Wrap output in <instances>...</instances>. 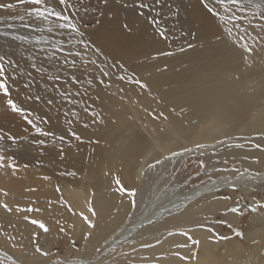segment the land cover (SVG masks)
Masks as SVG:
<instances>
[{"label":"bare ground","instance_id":"bare-ground-1","mask_svg":"<svg viewBox=\"0 0 264 264\" xmlns=\"http://www.w3.org/2000/svg\"><path fill=\"white\" fill-rule=\"evenodd\" d=\"M5 2H12V0H5ZM91 5L96 7L98 0H83L80 12L81 21L87 19L83 8H87L88 11ZM100 8L104 15L99 21L98 30L93 34V39L110 58L115 57L121 62L127 63L142 51L156 52L154 49L159 48L150 32L143 30L150 28V24L138 20L135 11L124 13L121 10H115L112 12L102 2ZM181 12L185 15L182 18L187 27L197 25L201 27L205 36L199 40L204 44L221 37V28L203 8L201 1L184 5ZM2 13H7V11H0V15ZM125 23L132 29L130 34L122 30V25ZM24 31L30 34L29 31ZM145 42L148 43L147 47ZM20 50L23 53L22 57H18L23 59L19 61L21 68L26 71L30 70L25 46H21ZM205 53L206 55L203 57L195 53L184 55L182 57L186 62L183 61V64L178 68L174 67L173 71L160 70L143 77L142 80L148 83L149 89L142 90L136 85L117 82L116 85L124 88L123 95L126 96L122 100L123 103L120 102L115 107L114 114L111 116L112 120L108 114H102L105 118L104 127L107 126L113 130L107 135L110 140L104 133L99 139V144L78 145L75 152L67 148L69 151L63 159L58 155L59 145H55L53 149L41 147V154L38 157L29 153L22 155L19 153L24 162L18 173L14 174L11 169H0V203L6 202L14 209L19 205L22 208L28 206L39 208L40 211L32 213H16L14 211L13 214L16 216L14 218L4 217L3 212H7L0 207V221L21 220L23 223L29 224L23 219L26 214L31 218L45 221L48 211L43 203H50L54 205L52 213H50L51 217L67 226L68 235H66L65 241L74 239L79 244L80 251H70L77 259L84 258L95 264L96 259L102 258L95 253V247L106 238L109 242L115 238V246L118 251H130L133 246L130 241H135V247L138 249L135 253L136 264H145L139 260L141 256L155 258L160 253H167L168 256L167 259L158 261V264H184L183 261L171 254L176 250L175 245L187 242L185 237L178 234L179 230L194 228L197 222H204L208 225L206 222L208 218L213 217L219 211L223 213L225 207L234 203V200L231 199L224 200V197L218 192L232 191V189L225 183L219 185V190L213 188L210 192L209 188L212 185L211 181H208L203 185H197L188 193L178 194L172 191L173 187L168 186L159 191L157 195L151 192L147 204H143L142 211H140L142 206L140 202L146 186L149 192L148 178L144 175V167L156 157L157 147L151 142L152 140H148L140 134L131 118L132 111L126 107L125 103L131 104L132 109L137 108L138 104L140 109L137 113L140 115L144 110L152 112L153 116L149 121L155 126L154 131L157 133L155 139L161 145L180 144L185 141L201 142L211 134L227 127L230 128L231 133L247 130L264 133V85L254 87L247 82L246 79L251 75L246 72L247 68L241 60L240 50L234 48L225 39L219 38L217 44L207 47ZM180 58L181 56L178 55L177 60ZM42 62L49 71L43 77L32 71V75L35 77V85L32 88L33 95L39 92L45 100L55 97L56 102L52 106H48L43 101L29 102L26 106L33 109L35 114L49 118V123H53V126L68 128L69 125L63 117V112L68 111L71 116L74 106H71L67 101H62L52 88L53 81L46 78L48 75L56 73L54 68L60 66L62 62L59 58ZM165 62L170 63L167 57L149 59L135 66L133 70L139 73L146 68L157 69ZM69 70L74 71L67 66V71ZM80 74L77 73V75ZM85 77L86 80L87 76ZM23 79L27 80L28 77L25 76ZM60 87L61 89L72 88L74 92L77 90L84 92L78 85L61 83ZM250 88L253 89V92L246 91ZM88 89L96 91L99 90V87H89ZM23 95L24 89L21 88V96ZM77 99L79 104L75 106V111L80 115L78 118L70 117L73 120L72 128L80 135L85 134L91 138L99 137V134L95 135V131L92 130L97 126L93 125L92 117L79 107L91 106V103H95L98 107L97 95L89 99L82 97H77ZM151 99L154 102H149ZM4 104L5 101L0 96V107H3ZM158 113H163L167 119L155 118V114ZM8 116L11 119H19L20 124L24 126L27 125L10 110L0 111V122L9 121ZM163 121L168 122V126ZM141 122L142 124L146 122L143 116ZM84 124H88V127L84 128ZM0 128L3 129L1 126ZM128 130H131L130 134H127ZM256 142L264 144V139H257ZM225 153L232 155L237 161L251 165L257 164L264 169V152L260 150L228 149ZM245 157H258L259 162H253ZM25 164L28 165L27 168L23 167ZM72 170L77 172V176L63 175V173ZM260 174V177L255 180L250 179L247 182L239 180L238 187H241L247 195L249 189L256 184L264 185V171ZM234 175L236 174L228 171L216 179L223 180L225 176ZM45 176L50 179L45 180L43 178ZM117 176L123 184L132 185L134 183L136 185L138 191L135 196V207L132 205V198L117 190L115 184ZM133 180H137L140 185L137 186L136 182H132ZM134 184L130 186V189L134 188ZM57 186L62 187H60V191L56 190ZM28 189H35V191H28ZM4 192H7L8 195L5 196ZM205 196H208V199L200 204ZM61 200L63 202H60ZM186 200L191 203L187 210L182 211L180 215H169L165 211V209H173L174 205ZM90 206L95 207L98 212L99 229L90 241H85L82 239L84 224L80 213L83 211L88 214L87 209ZM71 216L74 217L73 221L70 219ZM148 218H152L156 223L147 225ZM223 219L235 225L240 224L242 220L241 215L233 213H228L227 216H223ZM252 219L254 222L263 223L264 215L256 214ZM210 222L212 223L211 220ZM142 223L145 225L144 227L141 226ZM73 224L75 225L74 229L71 227ZM60 226L62 225H57V228L59 229ZM211 226H214V223ZM261 230L260 228L257 231ZM169 231H176L177 234L169 236ZM54 232H56L55 228ZM191 234L201 240L195 264H222L225 257L230 258V261H226L224 264H264V243L262 241H258L248 248L245 245L243 248L239 244L231 245L228 250L218 254L216 251L225 242H209L210 233L206 230H195ZM41 235L44 240L51 236L50 232L41 233ZM158 239L162 243L156 244ZM151 241L154 242L155 247L151 249L139 248L141 243H150ZM43 250L45 251V249ZM108 251L110 252V249ZM182 251L185 255L189 252L187 249ZM34 254L38 260L45 259V256H39L40 254L35 251ZM16 259L19 263L26 264L21 256Z\"/></svg>","mask_w":264,"mask_h":264},{"label":"snow or ice","instance_id":"snow-or-ice-1","mask_svg":"<svg viewBox=\"0 0 264 264\" xmlns=\"http://www.w3.org/2000/svg\"><path fill=\"white\" fill-rule=\"evenodd\" d=\"M104 5L109 4V0H101ZM121 7L126 9H133L136 11L138 17L144 18L155 30V33L162 39L168 40L169 28L165 21L174 19L179 15V8L173 7L169 0H120ZM83 0H12V2H5L0 0V10L16 13L7 18L0 17V37L7 40L15 41L20 46H31L35 50H31L26 47L27 61L30 70H24L21 68L20 62L11 54V51H4L0 53V96L3 97L5 104L0 107V111L10 110L12 114L19 116L38 136L40 139L34 140L33 143L40 147H47L48 143H59L58 152L63 159L66 148H71L72 141L84 142L82 136L72 128L73 120L68 119L69 125L66 130V134H57L50 128L42 125L49 123V118L41 117L35 114L33 109L28 108L26 105L29 102L39 103L43 101L48 106H52L56 102V98L44 99L39 92L33 95L32 88L35 85V77L32 75V71L42 77L49 71L45 67L42 61L56 60L57 52L64 53L62 64L68 65L73 69L71 75L61 76L57 71L53 75H48L46 78L49 81H53L52 88L59 95L62 101L71 103L74 107L71 110V116L78 118L80 113L75 111V106L79 104L77 97L87 95V89L89 87H101L104 89H111L117 82L136 85L140 89H149L147 82L143 81L135 70H130L126 67L125 63L121 62L115 57H109V55L100 47L95 40L90 38V34L86 31V26L81 23V5ZM203 8L210 14L221 28V38L230 42L231 45L240 50L241 60L246 68L252 67L257 63L256 57L264 52V0H201ZM164 8L168 9V12H164ZM86 13L87 8H83ZM104 15V13H101ZM5 19L12 22H5ZM97 23H100L97 21ZM231 25V26H230ZM18 28L29 29L33 35H25L18 31ZM122 30L125 33L130 34L132 32L131 27L127 23L122 25ZM197 47L194 43H187L186 46L180 48V52L184 53L189 50H193ZM173 51H161L157 52L151 59H158L160 56L170 57L175 56ZM79 62V63H78ZM92 67L93 72H89L88 68ZM166 70V66L165 69ZM81 73L77 75V73ZM96 73H99L96 75ZM27 76L28 79L23 78ZM87 76L85 80L84 77ZM86 85L84 92L77 90L75 92L70 91L68 87L61 89L60 85ZM21 88L24 89V95L21 96ZM47 91V89H46ZM117 92L120 93V99H124V88H117ZM109 95H112L109 92ZM99 99V95H97ZM84 111L92 117L93 125H103L105 118L95 111L90 105L84 108ZM65 117L69 115L68 111L64 113ZM164 117L163 113L155 114V118ZM115 123V121H113ZM84 128L88 127V124L83 125ZM28 131V128L25 129ZM10 141L9 145H5V139ZM257 139H264V133L258 134L256 137L250 139L248 137L236 136L230 137L224 134L222 137L214 138V141L209 143L196 142L194 146H183L179 151H172L170 155L163 156L162 159L155 160L154 163L148 164V169L151 170L157 165H162L165 161H172L177 158H183L185 155H196L204 157L211 151V155L217 156L218 152L225 149H241V150H260L264 152V144L256 142ZM23 138H18L11 133H6L3 129H0V169H11L12 172L18 173L20 166L16 161L14 155H6L10 148L14 145H18ZM89 142L99 144V139L90 140ZM245 159H251L253 162H259L258 157H245ZM219 163V161H217ZM224 165L228 164V160L223 161ZM200 168H205L206 163L203 159H198ZM27 168L28 165L23 166ZM214 172H228L235 173L234 176H225L223 180L211 179L212 187L209 188L211 192L213 188L219 190L220 184H228L232 190H236L238 187V181L243 180H255L260 177V173H253L250 169H244L241 171L237 167L231 169L215 168ZM65 176L75 177L77 172L75 170L63 173ZM45 180L49 177H43ZM115 184L117 190L120 193L127 194L132 198V205L135 207L136 189H129L125 187L120 178H115ZM57 191H60L57 186ZM28 191H35V189H28ZM7 196L8 193L4 192ZM230 199V197H224V200ZM190 201H184L173 206V209H165L169 215H180L182 211H186L189 207ZM7 213H32L39 212V208H33L31 206L22 208L19 205L11 207L8 203H0ZM244 207H247L249 211L256 213L259 208H264V203L257 205H245L240 206L237 202V206L225 207L223 216H227L228 213L237 215H244ZM88 214L83 211L80 213V217L83 221L84 227L82 229V239L90 241L99 229L98 212L95 207H89L87 209ZM23 219L29 222L33 226H38L42 230V234L49 233L50 229L48 225L41 219L31 218L30 215H24ZM147 225L156 223L152 218H148ZM218 225H226L230 230L234 232L236 237L243 238L244 233L239 229H233V226L226 219H217L215 221ZM145 225L142 223L141 225ZM67 226H60L59 232L64 235H68L66 231ZM73 229L75 225L71 226ZM195 230H206L210 233L209 242L220 243L226 242L232 237L226 234H221L214 226H208L204 222H197L194 228L188 230L180 229L178 234L186 238V243L175 245V251H172L179 260L184 264H195L201 240L194 237L191 233ZM5 235L12 243V247L17 246V239L15 234H8L7 232L0 233ZM177 234L176 231H169L168 235L172 236ZM41 233L36 232L32 234V243L36 253L42 256L48 257L55 255V253L44 251L38 243ZM133 245L130 251L120 250L118 251L115 246V238L112 242H109L106 238L100 245L95 247V253L97 256L102 257L96 259L95 264H136L137 257L135 253L138 249L135 247V241H130ZM162 243L161 240H157L156 244ZM70 244L76 251H80L76 247V241L70 239ZM156 245L151 243H141L140 249H151ZM110 249V252L108 251ZM189 250L188 254H183L182 250ZM107 253V255H105ZM3 255L8 256L7 253ZM167 253H160L155 258L149 256L139 257L140 261L145 264H158V261L167 259ZM8 259L12 261V264H19V261L14 257L8 256ZM3 264V261H0ZM52 264H92L91 260L84 258L70 260V259H55Z\"/></svg>","mask_w":264,"mask_h":264},{"label":"rangeland","instance_id":"rangeland-1","mask_svg":"<svg viewBox=\"0 0 264 264\" xmlns=\"http://www.w3.org/2000/svg\"><path fill=\"white\" fill-rule=\"evenodd\" d=\"M198 1H201V0H169V2L173 5V7H178L180 11H179V15L176 16L174 19H169L165 21L166 25L169 28L168 40H162L155 33V30L151 25H150V28H144L143 30L149 31L152 38L157 41L159 48L154 49L156 52L142 51L137 57L125 63L126 67L130 70V72L131 70H133L135 66L140 65L143 62L151 59V57L155 56L157 52H161V51H173L176 53V55L167 57V60H169L170 63H167V62L162 63L161 65L157 67V69L146 68L137 74L142 79L143 77H147L153 72L164 70L165 66H166V71H173L174 67L178 68L183 64L182 63L183 61L186 62V60L182 56L195 53L198 56L203 57L206 55L205 51L207 50V47L214 46L215 44H217V40L221 37H217L213 39L212 41L204 44L201 40H199L200 38L205 36L204 32H202L201 27L199 25L187 27L185 20L182 18V16L184 15L183 12H181L183 9V6L189 5L191 3L194 4V2H198ZM100 4H101V0H98V5L96 7L91 5L89 10L85 13V16L87 18L86 21H81L82 24L86 26V31L90 34L91 39H93V34L99 28V23H97V21H100L102 17L101 15L102 11L100 8ZM104 6H106L109 9V11H112V12L115 10H121L124 13L135 11L130 8L126 9V8L121 7L120 0H109V4L104 5ZM164 12L167 13L168 9L164 8ZM14 14L16 13L7 11V13H2L0 17L7 18ZM138 20L144 22L145 24H149L144 18L138 17ZM213 21L218 23L214 18H213ZM5 22L7 23V22H12V21H8L7 19H5ZM24 30L29 31L30 34H27ZM18 31H20L22 34H25V35L34 34L29 29L18 28ZM187 43H194L197 45V47L193 50H189L184 53H181L180 48L182 46H186ZM145 44L147 47L148 43L145 42ZM20 47L21 46L17 42L7 40L3 37H0V53L10 50L11 54H13V56L18 61H21L22 58H18V57L23 56V53L20 50ZM26 47L35 50L34 48H31V46H25V48ZM56 55L62 62L65 54L57 52ZM178 55H180L181 58L177 60ZM160 57H164V56H160ZM256 60H257V63H255L252 66L254 67L253 69H249V68L246 69V72L248 73V75L249 74L251 75L250 78H247L246 80L249 84L253 85L254 87H261L262 85H264V52H262L259 56H257ZM50 66H53V65H50ZM67 66L68 65H64L63 68H61L60 66H57L54 68V71L55 72L59 71L62 77L69 76L72 74V70L67 71ZM254 69L256 71H253ZM88 71L93 72L94 69L92 67H89ZM98 74L99 73H96V75ZM123 84H126V83H123ZM78 86L83 91L85 90L86 85H84L83 83ZM119 87L120 85L114 84L111 89H105V91H102V89L104 88H101V87H99V90H96V91H91L87 89V95L82 96V98L89 99L91 97L99 95V100H98L99 106L96 107L95 103H91V107L94 108L95 111L99 113L101 116L102 114L103 115L108 114L112 120L113 118L111 116H113L114 114L115 107L120 102L123 103L122 101L123 99H120V93L117 92V88ZM70 91L74 92V89L70 88ZM246 91L253 92V89L250 88ZM109 92H111L112 95L115 97L110 96L108 94ZM123 96L125 98L126 95H123ZM149 102H154V100L151 99L149 100ZM69 104L73 106L71 103ZM125 105L128 109L132 111L131 118L136 124L137 128L139 129L140 134L145 136L148 140H152L151 142L154 143L157 147V151L155 155L156 157L150 162H148L144 167L145 168L144 175H146V178H148L147 184H149L148 185L149 192L146 186L143 192L142 201L140 202V204L142 205L140 208V211H142V207L144 206L143 204H147V201H148V198L151 192L157 195L159 191L169 186V187L174 188V190H172L173 192L178 193V194H183V193L185 194V193L192 191L195 187H197V185L198 186L203 185L206 182L211 181V179H216L225 173V172H214L213 169L215 168L227 167L231 169L233 167H237L242 171L247 168V169H250L253 173H256V172L262 173L264 171V169L258 166L257 164L251 165V164H245L243 162H240L239 160L237 161L236 159L232 157V155L225 153L228 149L218 152L217 156L211 155L210 150H209V153L206 154L202 158L199 157L198 154L192 155V156L185 155L183 158H177L170 162L165 161L162 165H157L155 168H152L151 170H149L148 164L154 163L155 160L157 159H162L163 156L170 155L172 151L181 150L182 147L185 145L194 146V143L196 142L185 141L183 143L181 142L180 144H176V143H169V144H164V145H161V143L159 144L155 139L157 136L156 131H154L155 126L153 125V123H151V121H149L150 117L153 116L152 112L150 111L147 112L146 110H144L143 114L140 115L137 113L138 109H140L138 107L139 106L138 104L136 106L137 108H133V109H132L131 104L125 103ZM79 107L82 110H84L86 106H79ZM64 113L65 112H63V117L66 120L70 119L71 117L70 114L67 117H65ZM142 116L144 117V120L146 121L145 124H142L141 122ZM8 118H9V121H3L4 123L0 122V126L3 127V129H5L4 131H6V133H11L12 135L18 138H23V140L18 145L12 146L10 148L11 151L9 150V152L6 153V155H14L16 157L17 163L19 164V166H21V164H23L24 161L21 159L19 153L21 155L23 153H29L31 155H37V157L39 156V154H41L40 152L41 147L33 143L34 140L40 139L41 137H38L28 125L24 126L20 124L19 119H15V118L11 119L9 116ZM163 123L166 124V126H168V122L163 121ZM42 126L46 127V129L50 128L52 131L56 132L58 135L66 134V130L68 129V128H65L66 126L55 127L53 126V123H48L47 125H42ZM26 128H28L27 132L25 131ZM92 130L95 131V135L99 134V137L95 136L94 138H91L89 136L87 137L85 134H82L81 136L84 142L73 140L72 146L70 149L75 152V149L78 147V145L79 146L80 145H93L94 143L89 142L90 140L101 139L104 133L107 137L108 133L113 132L111 128H107V126L104 127V124L97 125L96 127H93ZM223 130H220V131H217V133L215 132L211 134L210 136H208L206 140H203L201 142L211 144L214 141V138L222 137L223 134H227L230 137L243 136V137H248L250 139L256 137L258 134H262L261 131L258 132L256 130H247V131L244 130L245 132L240 131L239 133H236V132L231 133L229 127L224 128ZM130 133H131V130H128L127 134H130ZM108 140L110 139L108 138ZM4 143L5 145H9L10 141H8L6 138ZM55 145H59V143L57 142L56 144H53L49 142L47 145V148L53 149ZM65 148H66L65 154H67L69 150L67 149L68 148L67 146H65ZM58 155L60 154L58 153ZM198 159H203L205 161L206 163L205 168L199 167ZM225 159L228 160L227 165H224L223 163ZM217 161H219V163H217ZM132 182H136L137 186L140 185L137 180L136 181L133 180ZM133 184L134 183H132V185ZM124 185L125 187L129 189L131 188L130 186H132V185H128V183H124ZM60 187L61 186H59V189ZM263 188H264V185L256 184L253 188L249 189V191L247 192V195L245 194V192L242 190L241 187H237L235 191L234 190L232 191L222 190V191H219L218 194L221 195L222 197H230L231 200H234V203H231L229 207L237 206V202H239L240 206H245V205L254 206L257 204L264 203ZM134 189H136V192L138 191L135 184H134ZM207 199H208V196H205L200 202V204L204 203ZM63 200H61L60 202H63ZM235 201L237 202L235 203ZM43 206L48 211V216L44 222L48 225L51 236H48L46 240H44L43 236L41 235L39 237L38 243L40 244L41 248L45 249V251L55 253V255H50L48 257H45L44 260H38L34 256L35 249L32 243V234L36 232L42 233V230H40L38 226H33L30 223L25 224L21 220L14 221V222H1L0 221V233L7 232L8 234H15L16 239L18 241L17 246L13 248L11 241H9L5 235L0 234V261H3V264H12V261L8 259V256L14 257L15 259L16 257L21 256L24 259L26 264L27 263L52 264V262L55 259H65V258L70 259V260L77 259V257L76 258L73 257L74 255H72V252H70V251L75 250V248L70 244V239L65 241L66 235L61 234L57 228V225H62V226H66V225H64L61 221H55L50 215V213H52V209L54 208V205L50 203H43ZM222 214L223 213L219 211L218 213H215L213 217L208 218L206 221L208 222L209 226L213 225L214 223V227L221 234H226L232 237L231 239L226 241L224 245L219 250L216 251V253L220 254L221 252L228 250L231 245L236 246L237 244H239L242 248H243V245H245L248 248L252 246L253 244L257 243L258 241H262V243H264V222L257 223V222H254L252 219V217L255 216L256 214L264 215V208H259L256 213H253L249 211L247 207H244V215L241 216V219H242L241 223L236 224V225L231 223L233 226V229H239L240 231L244 233L243 238L236 237L234 235V232L230 230L226 225H218L215 223L217 219H223ZM3 215L4 217L16 218V216L13 213L9 214V213L3 212ZM204 215H207V214L204 213ZM70 219L71 221H73L74 217L71 216ZM210 220L212 221V223L210 222ZM54 228L56 229V232H54ZM260 228L262 230L257 231ZM66 231H68L67 228H66ZM253 231L254 233H252ZM74 235L76 236V233H74ZM53 236H56V237H53ZM150 243L153 244L154 242L151 241ZM76 247H79V244L76 243ZM4 253H7L8 256L3 255ZM27 255H28V258H26ZM226 261H230V258L225 257L222 260V264H224Z\"/></svg>","mask_w":264,"mask_h":264}]
</instances>
